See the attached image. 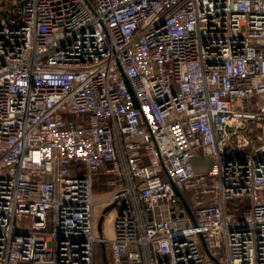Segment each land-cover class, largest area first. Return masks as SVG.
Here are the masks:
<instances>
[{
	"label": "built area",
	"instance_id": "obj_1",
	"mask_svg": "<svg viewBox=\"0 0 264 264\" xmlns=\"http://www.w3.org/2000/svg\"><path fill=\"white\" fill-rule=\"evenodd\" d=\"M263 136L264 0H0V264H264Z\"/></svg>",
	"mask_w": 264,
	"mask_h": 264
},
{
	"label": "rangeland",
	"instance_id": "obj_2",
	"mask_svg": "<svg viewBox=\"0 0 264 264\" xmlns=\"http://www.w3.org/2000/svg\"><path fill=\"white\" fill-rule=\"evenodd\" d=\"M258 100L262 101L261 98H259ZM253 128L254 130H252V128L249 127L245 129H240L239 131L241 132L248 131V133L250 134L258 133L259 131L258 128L254 126ZM191 161H192L193 168L198 172H201L204 170L205 163L207 162L206 158L200 155L191 158ZM103 179L104 177H98V175H96L95 179L92 182V187H91V200H92V212H93V215H92L93 228L92 229H93L94 234L96 235L102 234L106 236L111 232L110 225H109L110 223L108 221L109 215L112 214L115 207L117 209V205L116 204L110 205V202L105 203V202L99 201L101 196H103L104 194L109 195L113 191L111 185L107 184L106 180L105 179L103 180ZM101 210L104 211V214H101L102 213ZM97 226H99V229H97ZM215 249H217V253L215 254V257L218 259H221L223 256V251H222L223 246L220 244ZM93 262L94 264H102L101 246L99 242L94 243ZM16 264H33V263L19 262Z\"/></svg>",
	"mask_w": 264,
	"mask_h": 264
},
{
	"label": "water",
	"instance_id": "obj_3",
	"mask_svg": "<svg viewBox=\"0 0 264 264\" xmlns=\"http://www.w3.org/2000/svg\"><path fill=\"white\" fill-rule=\"evenodd\" d=\"M135 104V103H134ZM174 193L179 197L180 199V203L177 204V206H179L181 203H183V199L179 193V191L176 188H173ZM97 229H99V226H97ZM199 239L202 243V248L204 250V252L207 254V256L209 257V259L213 262V264H219V262L209 253L208 249L206 248V246L203 244L202 240H201V236L199 235ZM101 246V257H102V264H107L106 260H105V256H104V247L103 244L100 243Z\"/></svg>",
	"mask_w": 264,
	"mask_h": 264
},
{
	"label": "trees",
	"instance_id": "obj_4",
	"mask_svg": "<svg viewBox=\"0 0 264 264\" xmlns=\"http://www.w3.org/2000/svg\"><path fill=\"white\" fill-rule=\"evenodd\" d=\"M98 174H101L100 170L98 171ZM99 177H104L101 175H99ZM247 199L245 197H238V198H230L227 200V204L229 206V210H231L232 212H238L240 210V208L242 206L245 205ZM105 260H106V256H105Z\"/></svg>",
	"mask_w": 264,
	"mask_h": 264
},
{
	"label": "crops",
	"instance_id": "obj_5",
	"mask_svg": "<svg viewBox=\"0 0 264 264\" xmlns=\"http://www.w3.org/2000/svg\"><path fill=\"white\" fill-rule=\"evenodd\" d=\"M204 158H206V157H204ZM207 160H208V159L206 158V161H207ZM206 161H205V162H206ZM96 175H98V177H99V175H101V174H96ZM102 176H103V175H102ZM103 180H104V179H103ZM105 195H106V194H104L103 196H105ZM103 196L100 197L99 201H100V202H105V203H107L106 201H103V200H102V197H103ZM110 205H112V203H110ZM113 205H114V204H113ZM116 210H117V209H116V207H115L114 210H113V212H112V214L109 215V218H108V221H109V223H110V224H109V225H110V229H111V222H112V219H113V216H114ZM101 212H102L101 214H104V211L101 210ZM110 235H111V232H110L108 235H106L105 237H109ZM103 236H104V235H103ZM103 247H104V245H103ZM104 249H105V248H104Z\"/></svg>",
	"mask_w": 264,
	"mask_h": 264
}]
</instances>
